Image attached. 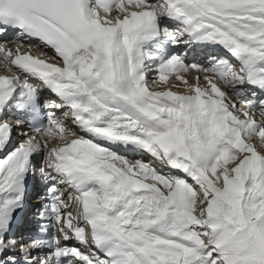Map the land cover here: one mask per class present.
<instances>
[{
	"label": "snow or ice",
	"instance_id": "6c2138e0",
	"mask_svg": "<svg viewBox=\"0 0 264 264\" xmlns=\"http://www.w3.org/2000/svg\"><path fill=\"white\" fill-rule=\"evenodd\" d=\"M0 67V264H264V0H0Z\"/></svg>",
	"mask_w": 264,
	"mask_h": 264
},
{
	"label": "bare ground",
	"instance_id": "6f19581e",
	"mask_svg": "<svg viewBox=\"0 0 264 264\" xmlns=\"http://www.w3.org/2000/svg\"><path fill=\"white\" fill-rule=\"evenodd\" d=\"M13 34H9V39H11V36ZM200 52L199 49H197L193 55H197L198 53ZM191 62V61H190ZM2 69V67H0ZM0 71H3L0 70ZM9 117H11V119L14 121L15 119L19 118V119H24L23 115L20 114V113H16L15 115H13V113L9 112ZM19 129H14L13 131V141L18 143L20 141V139H22L21 136H19ZM125 155H128L130 159H137V158H142L144 159L145 161H151L152 158L150 156H148L147 154H142V155H136V154H133V153H124ZM34 163H39V159H35L34 160ZM34 181V182H33ZM33 184H35V186H33ZM29 186L31 187V189L29 190L28 192V195H27V198H26V201L25 202H29V204H32V206L30 205L29 209L31 211H33V209H36L38 206H39V201L37 199L38 195L42 194V191L43 189L40 187L39 185V181L37 178H30L29 179ZM35 189V190H34ZM37 189V190H36ZM35 225L33 226V228L31 229H27L25 228L26 230V233L30 232V231H34L35 230ZM18 227V226H16ZM24 230V228H22ZM21 228L18 229L19 232H21L22 230ZM23 233V232H22Z\"/></svg>",
	"mask_w": 264,
	"mask_h": 264
},
{
	"label": "rangeland",
	"instance_id": "374dc122",
	"mask_svg": "<svg viewBox=\"0 0 264 264\" xmlns=\"http://www.w3.org/2000/svg\"><path fill=\"white\" fill-rule=\"evenodd\" d=\"M0 70H2V69L0 68ZM13 143H16V142L13 141Z\"/></svg>",
	"mask_w": 264,
	"mask_h": 264
}]
</instances>
